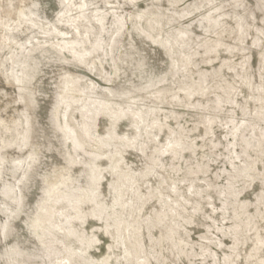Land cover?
<instances>
[{
	"label": "rangeland",
	"instance_id": "obj_1",
	"mask_svg": "<svg viewBox=\"0 0 264 264\" xmlns=\"http://www.w3.org/2000/svg\"><path fill=\"white\" fill-rule=\"evenodd\" d=\"M0 264H264V0H0Z\"/></svg>",
	"mask_w": 264,
	"mask_h": 264
}]
</instances>
